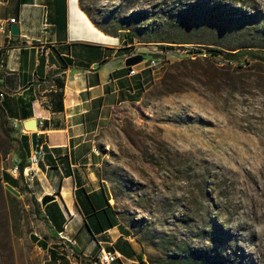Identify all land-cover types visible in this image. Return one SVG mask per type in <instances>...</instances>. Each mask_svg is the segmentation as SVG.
<instances>
[{
	"label": "rangeland",
	"instance_id": "obj_1",
	"mask_svg": "<svg viewBox=\"0 0 264 264\" xmlns=\"http://www.w3.org/2000/svg\"><path fill=\"white\" fill-rule=\"evenodd\" d=\"M80 3L105 32L173 52L151 69L143 97L116 106L98 133L111 202L148 243L150 261L264 264V59L225 57L264 52V0ZM183 48L197 55L176 53ZM7 126L11 135L0 115L1 168L15 144ZM8 210L21 224L19 201ZM6 243L0 223V264Z\"/></svg>",
	"mask_w": 264,
	"mask_h": 264
},
{
	"label": "crops",
	"instance_id": "obj_2",
	"mask_svg": "<svg viewBox=\"0 0 264 264\" xmlns=\"http://www.w3.org/2000/svg\"><path fill=\"white\" fill-rule=\"evenodd\" d=\"M0 19L7 20L0 30V108L15 139L3 172L19 191L5 193L8 205L21 206V224L11 223L17 264H97L103 248L122 254L110 264H153L148 243L111 202L98 139L116 106L143 97L151 68L142 60L127 64L133 42L105 32L80 0H0ZM33 117L46 154L29 180L11 168L14 156L29 162L32 130L24 123ZM46 193L55 198L43 204Z\"/></svg>",
	"mask_w": 264,
	"mask_h": 264
},
{
	"label": "built area",
	"instance_id": "obj_3",
	"mask_svg": "<svg viewBox=\"0 0 264 264\" xmlns=\"http://www.w3.org/2000/svg\"><path fill=\"white\" fill-rule=\"evenodd\" d=\"M6 21L7 20L0 19V30H3L5 28ZM9 21L16 22L17 18L11 17ZM191 47L193 48V46ZM141 49L142 50L145 49V50L142 51ZM137 53H142L143 56L145 53L152 54L151 58H145L144 56L142 61L145 62L148 68L156 69L162 66L163 63L171 57L173 52L171 49L167 48L166 46L162 48L156 47V46L155 47L146 46L145 48H143L142 46L136 47V46H133V44H130V49L128 53L126 54V58L134 54H137ZM176 53H179V54L187 53L191 56L197 55V51L191 48H183V50L181 49L176 50ZM130 72L136 73L137 69L134 66H132ZM45 154H46L45 146L43 144L38 143L36 148L33 149V151L30 154L28 164L22 165V159L19 156H14L13 166L11 168L12 174L17 175V176L23 175L24 177L31 180L32 178H34V176L37 173L38 162ZM120 257H122V254L118 250L103 248L101 252L93 258V261L94 263H97V264L117 263Z\"/></svg>",
	"mask_w": 264,
	"mask_h": 264
},
{
	"label": "trees",
	"instance_id": "obj_4",
	"mask_svg": "<svg viewBox=\"0 0 264 264\" xmlns=\"http://www.w3.org/2000/svg\"><path fill=\"white\" fill-rule=\"evenodd\" d=\"M81 6L88 12V14L91 16L93 21L100 26L102 29L105 30L100 25V22L93 16L91 9L88 8L87 6L81 4ZM121 28V27H120ZM197 51V50H196ZM199 51V50H198ZM220 49L211 47L209 48V53L210 54H218ZM244 55H250L254 58H262L264 59V52H260L257 49L250 48V47H244L239 49L238 51L234 52V54H230L229 56H225L227 59H231L233 57H238V56H244ZM0 115L2 117V124H3V129L4 131L8 134H10L9 128L7 126V119L5 118L4 113L2 112L0 108ZM22 165H25L22 163ZM5 175L3 172V168L0 167V223L4 226L5 232H6V248H7V253L4 255L5 263L4 264H16L15 261V254H14V248H13V243H12V230H11V221H10V216H9V210H8V204H7V199H6V193H5Z\"/></svg>",
	"mask_w": 264,
	"mask_h": 264
},
{
	"label": "water",
	"instance_id": "obj_5",
	"mask_svg": "<svg viewBox=\"0 0 264 264\" xmlns=\"http://www.w3.org/2000/svg\"><path fill=\"white\" fill-rule=\"evenodd\" d=\"M12 32H14V33L20 32V28H19L18 24H13ZM143 57L144 56L142 53L134 54V55L126 58V63L129 65L136 64V63L140 62L143 59ZM24 124L27 128L32 130V145H33V149H35L38 142H39V139H38L39 120H38V118L33 117V118L26 120ZM5 186L7 188H9L10 190L19 193L17 188L14 187L9 182H5ZM54 198H55V194L46 193L42 196V203L46 204L48 201H50Z\"/></svg>",
	"mask_w": 264,
	"mask_h": 264
},
{
	"label": "bare ground",
	"instance_id": "obj_6",
	"mask_svg": "<svg viewBox=\"0 0 264 264\" xmlns=\"http://www.w3.org/2000/svg\"><path fill=\"white\" fill-rule=\"evenodd\" d=\"M193 56H195V55H193Z\"/></svg>",
	"mask_w": 264,
	"mask_h": 264
}]
</instances>
